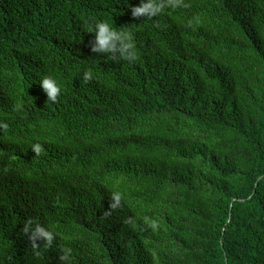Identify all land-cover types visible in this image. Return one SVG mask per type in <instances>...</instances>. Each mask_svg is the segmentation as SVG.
I'll use <instances>...</instances> for the list:
<instances>
[{
  "label": "trees",
  "instance_id": "1",
  "mask_svg": "<svg viewBox=\"0 0 264 264\" xmlns=\"http://www.w3.org/2000/svg\"><path fill=\"white\" fill-rule=\"evenodd\" d=\"M141 2L0 0V264H264V0Z\"/></svg>",
  "mask_w": 264,
  "mask_h": 264
},
{
  "label": "clouds",
  "instance_id": "2",
  "mask_svg": "<svg viewBox=\"0 0 264 264\" xmlns=\"http://www.w3.org/2000/svg\"><path fill=\"white\" fill-rule=\"evenodd\" d=\"M167 3L172 5L173 8L179 7L180 4L178 0H167ZM165 8V4L162 0H142V2L132 7V16L139 18L144 16L146 19H151L159 15ZM86 31L94 33L95 38L92 44V50L96 53H106L108 59L116 60L117 57L111 55L112 53L119 52L120 56L124 60H129L130 58L138 59V53L136 51V45L134 42V35L130 30H123L114 28L108 22H96L95 25H87ZM93 78L92 72L84 73V81L88 82ZM40 85L43 91L47 94V101L58 102V97L62 94V86L60 83L53 77H43L40 80ZM17 107V110H19ZM32 150L36 155H39L42 152V145L37 143L32 147ZM121 204V195L114 193L112 200L109 204L110 210H115L120 207ZM106 214H110L106 213ZM153 228L156 227L155 223L151 225ZM24 234L28 236V239L32 242L33 250L37 252L41 243H44L46 246L51 247L55 239L54 232L50 229L42 226L40 223L29 219L24 226ZM63 254L60 256L62 262H68L71 249L64 248L62 249Z\"/></svg>",
  "mask_w": 264,
  "mask_h": 264
}]
</instances>
